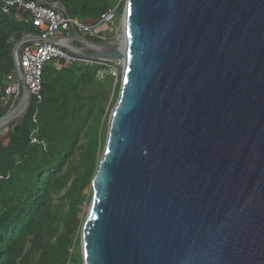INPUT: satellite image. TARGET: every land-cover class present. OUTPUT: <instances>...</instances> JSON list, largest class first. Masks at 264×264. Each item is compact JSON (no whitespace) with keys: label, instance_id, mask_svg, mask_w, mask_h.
<instances>
[{"label":"water","instance_id":"obj_1","mask_svg":"<svg viewBox=\"0 0 264 264\" xmlns=\"http://www.w3.org/2000/svg\"><path fill=\"white\" fill-rule=\"evenodd\" d=\"M77 39L121 65L81 264H264V0H125L121 52Z\"/></svg>","mask_w":264,"mask_h":264},{"label":"trees","instance_id":"obj_2","mask_svg":"<svg viewBox=\"0 0 264 264\" xmlns=\"http://www.w3.org/2000/svg\"><path fill=\"white\" fill-rule=\"evenodd\" d=\"M42 2L59 4L76 22L92 23L117 0ZM1 9L0 0V89L14 70L16 44L38 35L29 13L13 9L4 14ZM97 69L57 60L46 64L41 102L32 101L0 139V264H66L68 249L80 247L83 206L90 202L120 80L117 73L116 79L108 76L99 82ZM10 106L0 107V119ZM73 258L81 264L79 252Z\"/></svg>","mask_w":264,"mask_h":264},{"label":"built area","instance_id":"obj_3","mask_svg":"<svg viewBox=\"0 0 264 264\" xmlns=\"http://www.w3.org/2000/svg\"><path fill=\"white\" fill-rule=\"evenodd\" d=\"M121 1L117 0L116 5L99 20L92 23H80L71 19L59 4H43L42 0L37 2L1 0L2 13L8 14L13 9L29 13V21L38 33L37 36L27 35L21 39L23 42L17 50L14 70L6 78L5 91H0V107L7 103L11 105L6 115L16 112V118L13 120L15 121L17 118L24 117L32 101L39 105L42 100V71L52 60L63 61L65 65L96 66L98 67L96 80L99 82L107 76L117 77V69L110 61L89 57L90 55L83 54L74 48L73 44L79 43L77 36L86 40V37L97 39L98 43H104L100 40L104 38L108 30L107 28L101 30V27L114 22ZM23 85L27 89V103L22 91ZM35 115L32 118L33 123H35ZM31 142L37 141L33 138ZM73 252L74 248L70 247L66 264H72Z\"/></svg>","mask_w":264,"mask_h":264},{"label":"rangeland","instance_id":"obj_4","mask_svg":"<svg viewBox=\"0 0 264 264\" xmlns=\"http://www.w3.org/2000/svg\"><path fill=\"white\" fill-rule=\"evenodd\" d=\"M124 5H125V0H123L122 2V8H121V14L119 15H116V18L114 20L113 23H110V24H104L102 27H101V30H104L107 28L108 31L105 32L104 34V38L101 39L100 41L101 42H104V43H108L110 44L114 49H117L121 46V41H122V15H123V10H124ZM84 37V36H83ZM87 40H89L88 37H86ZM91 41V40H89ZM98 41V40H97ZM74 48H76L77 50H79L81 53L83 54H86V55H91V50L92 51H95L96 49H89V48H86L84 46H81L79 43L75 42L73 44ZM117 46V47H116ZM56 60H52L50 61L49 63H55ZM113 67H115L117 69V73H120L121 72V65L119 64L118 61H111ZM118 75V74H117ZM108 77V76H107ZM112 77V76H111ZM105 79V78H104ZM114 79H116V77L114 76ZM104 81V80H103ZM116 81V80H115ZM102 82V81H101ZM110 97H112V91H111V94H110ZM115 101V100H114ZM116 102V101H115ZM113 107V106H112ZM112 109V108H111ZM110 109V111H111ZM110 113V112H109ZM22 118H17L15 121H20ZM7 128H8V125L2 127L0 129V139L4 138L5 137V134L7 132ZM88 207H89V203H87L86 205L83 206V211H84V219H85V216H86V213L88 211ZM76 252H79L80 253V247L76 250H74L73 252V255L76 253ZM72 264H77L75 262V258H73L72 260Z\"/></svg>","mask_w":264,"mask_h":264},{"label":"bare ground","instance_id":"obj_5","mask_svg":"<svg viewBox=\"0 0 264 264\" xmlns=\"http://www.w3.org/2000/svg\"><path fill=\"white\" fill-rule=\"evenodd\" d=\"M87 48H93L92 45L89 44H85ZM117 47V46H116ZM118 51L121 52L122 51V47L118 48Z\"/></svg>","mask_w":264,"mask_h":264}]
</instances>
